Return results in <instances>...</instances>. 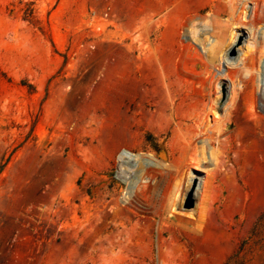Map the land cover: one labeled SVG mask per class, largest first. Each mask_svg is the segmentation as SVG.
<instances>
[{
  "label": "rangeland",
  "instance_id": "374dc122",
  "mask_svg": "<svg viewBox=\"0 0 264 264\" xmlns=\"http://www.w3.org/2000/svg\"><path fill=\"white\" fill-rule=\"evenodd\" d=\"M263 62L264 0H0V264H264Z\"/></svg>",
  "mask_w": 264,
  "mask_h": 264
},
{
  "label": "bare ground",
  "instance_id": "6f19581e",
  "mask_svg": "<svg viewBox=\"0 0 264 264\" xmlns=\"http://www.w3.org/2000/svg\"><path fill=\"white\" fill-rule=\"evenodd\" d=\"M234 9V8H233ZM227 45V44H226ZM222 45H220V47H221ZM219 47V48H220ZM213 50V49H212ZM211 50V51H212ZM215 51L217 52V50L215 49ZM250 51V50H249ZM252 51V50H251ZM213 52H214V50H213ZM252 53V52H251ZM216 55H218V54H216ZM212 56V55H211ZM213 57V56H212ZM222 59V58H221ZM263 60V59H262ZM221 61V60H220ZM225 62H226V64L228 63V65L231 67V71L232 72H235V73H237V60H235V59H228V58H225ZM213 64H214V61H213ZM207 69V68H206ZM205 69V70H206ZM242 69V68H241ZM241 69H240V71H241ZM259 70H260V74L261 75H263V77H262V79H261V81H260V85H259V83H257L256 84V79L254 78L253 79V81H252V89L251 88H249V89H251V91H250V93H249V98H250V100L252 101V104L251 105H254L255 104V102H257V101H259L260 102V104L262 105V111H264V62L261 64L260 63V65H259ZM206 73V72H205ZM231 74V73H230ZM226 75V74H225ZM245 75H246V72H245ZM251 75L252 74H250V75H246L245 76V79L247 80V82L250 80V78H251ZM205 76V75H204ZM229 76V75H228ZM235 76H237L238 77V75H235ZM213 78V77H212ZM219 79V78H218ZM252 79V78H251ZM174 80H176V79H174ZM230 80H231V83H232V86H233V88H232V96H231V99L229 98V100H230V103L227 105V107H226V109H225V115H224V119H225V121H229L231 118H233V117H235V116H238V114L240 113L239 112V110H240V108H239V100H240V90L241 89H239V84H238V82H237V78L235 77V78H230ZM210 81H211V79H210ZM216 81V80H215ZM219 81V80H218ZM217 81V82H218ZM172 82V81H171ZM171 82H170V84H171ZM177 82V81H176ZM214 82V81H213ZM250 82V81H249ZM174 83V82H173ZM191 83V82H190ZM211 83H212V81H211ZM217 84V83H216ZM218 84H220V83H218ZM173 85V84H172ZM172 85L170 86V88L172 87ZM183 85V84H182ZM214 85H215V83H214ZM243 85H241V87H242ZM185 87V86H184ZM184 87H183V89H184ZM214 87V86H213ZM215 88V87H214ZM176 90V89H175ZM180 89H178V91H179ZM185 90V89H184ZM171 91H173V90H171ZM177 91V92H178ZM184 92V91H183ZM182 92V93H183ZM214 92V91H213ZM216 92H218V91H216ZM215 92V93H216ZM176 93V92H175ZM185 93V92H184ZM191 93V92H190ZM170 94H172V93H170ZM177 94V93H176ZM187 94V93H186ZM186 94H185V96H186ZM164 95V94H163ZM180 95V94H179ZM190 95V94H189ZM188 95V96H189ZM174 96V95H173ZM188 96H187V98H188ZM212 96H213V94H212V91H211V89H209L208 90V92H206L204 95H203V98H204V100H208V103H210V102H212L213 104L211 105V107H215L214 106V101L212 100ZM194 97V96H193ZM219 97V96H218ZM229 97H230V95H229ZM245 97V96H244ZM175 98H176V95H175ZM181 98V97H180ZM217 98V97H216ZM189 99H191V98H189ZM214 99V98H213ZM167 100H168V98H167ZM170 100H172L171 98H170ZM216 100V99H215ZM218 100V99H217ZM249 100V101H250ZM165 101H166V99H165ZM184 101V100H183ZM250 101V102H251ZM185 102V101H184ZM190 102H192V101H190ZM218 102V101H217ZM226 102V101H225ZM228 102V101H227ZM173 103V102H172ZM178 103V102H177ZM164 104H166V103H164ZM163 104V106H166V105H164ZM186 104H188V102L186 103ZM185 104V105H186ZM217 104V103H216ZM168 105H170V104H168ZM174 104H172V106H173ZM192 105V104H191ZM209 105V106H210ZM151 106V105H150ZM179 106H181V105H179ZM208 106V107H209ZM216 106H218V105H216ZM158 107V106H157ZM170 107V106H169ZM185 107V106H184ZM189 106H187V108H188ZM207 107V108H208ZM253 107V106H252ZM161 108V107H160ZM179 108H181V107H179ZM194 108V107H193ZM163 109H165V108H163ZM191 109V108H190ZM218 109V108H217ZM251 109H253V108H251ZM162 110V109H161ZM168 110V109H167ZM166 110V111H167ZM180 110H183V108H181ZM186 110V109H185ZM189 110V109H188ZM208 110V109H207ZM165 111V112H166ZM205 111V110H204ZM203 111V112H204ZM184 112V111H183ZM187 112V111H186ZM185 112V113H186ZM206 112V111H205ZM169 114V113H168ZM170 114H171V111H170ZM178 114V113H177ZM176 114V115H177ZM180 114V113H179ZM207 114L209 115V112L207 111ZM181 115V114H180ZM186 115V114H185ZM201 115V114H200ZM203 115V114H202ZM182 116H184L183 114H182ZM196 116L198 117V118H200V116L199 115H197L196 114ZM204 116V115H203ZM194 117V116H193ZM221 117V116H220ZM173 118L174 117H172V120H173ZM176 118V117H175ZM204 118H206V117H204ZM207 118H208V116H207ZM183 120L184 119H186V117H184V118H182ZM192 120V119H191ZM195 120V119H194ZM193 120V121H194ZM202 120H203V117H202ZM201 120V121H202ZM215 120V119H214ZM217 120V119H216ZM216 120H215V122H216ZM220 121H222V119L220 120ZM224 121V122H225ZM200 121H198V123H199ZM205 122H206V119H205ZM196 123V122H195ZM197 123V124H198ZM201 123V122H200ZM199 123V124H200ZM230 123V122H229ZM231 124V123H230ZM214 125V124H213ZM215 125H217V124H215ZM214 125V126H215ZM225 125V124H224ZM227 125V124H226ZM206 126H209V125H206ZM206 126H205V128H206ZM214 126H212V127H214ZM228 126H230V125H228ZM211 127V126H210ZM193 128H195V127H193ZM198 128V127H197ZM196 128V129H197ZM195 129V130H196ZM199 129H200V127H199ZM192 130H194V129H192ZM209 130H210V128H209ZM208 130V131H209ZM212 130V129H211ZM213 130H215L214 131V133L213 134H218V133H221V132H223V128H221V126H219V124H218V126L217 127H215V129L213 128ZM227 130V129H226ZM188 131V130H187ZM191 131V129L189 130V132ZM199 130L197 129V132H198ZM205 131H206V129H204V131H203V134H201L200 132L199 133H197L194 137H195V139H197V138H201V137H204V135L206 136V137H204V140L203 141H206V140H208L209 142H210V140H214V137L212 136V135H209V134H206L205 133ZM189 132H188V134H186V135H191V134H189ZM190 132V133H191ZM182 133V132H181ZM209 133V132H208ZM184 133H182L181 134V136L183 135ZM210 134H211V132H210ZM178 136H180L179 134H178ZM180 136V137H181ZM193 136V135H192ZM179 137V139H180V141L182 140L183 141V139H181ZM186 137H189V136H186ZM218 136H216V138H217ZM190 138V137H189ZM186 139V138H185ZM191 139V138H190ZM189 139V140H190ZM189 140L187 141V140H185L186 142H189ZM212 140V141H213ZM217 140V139H216ZM190 141H192V139L190 140ZM196 141V140H195ZM194 142V141H193ZM198 142V141H197ZM197 142L195 143V144H197ZM214 142V141H213ZM184 144H185V142H183ZM179 144H181V142H179ZM191 144V143H190ZM186 145V144H185ZM184 145V146H185ZM187 145H189V144H187ZM182 146H183V144H182ZM195 146V145H194ZM201 146H202V144H201ZM205 146V145H204ZM186 147V146H185ZM188 147V146H187ZM192 147V146H191ZM203 147V146H202ZM195 148H196V146H195ZM186 149V148H185ZM193 149H194V147H193ZM203 149H205V148H202V150H201V152L203 153ZM210 149V148H209ZM189 150V149H188ZM187 150V151H188ZM197 150V149H196ZM192 151V150H191ZM195 153H196V151H195ZM198 153V152H197ZM197 153H196V156L198 157V155H197ZM201 153V154H202ZM205 153V152H204ZM207 153H209V151H207ZM213 153V152H212ZM121 154H123V153H121ZM194 154V153H193ZM209 155H211V154H209ZM124 156V155H123ZM212 157L214 156L213 154L211 155ZM194 157V156H193ZM200 157H202V159H203V154L202 155H200ZM199 158V157H198ZM194 159V158H193ZM201 159V160H202ZM196 160V159H195ZM198 160V159H197ZM200 160V159H199ZM204 160V159H203ZM206 160V159H205ZM204 160V161H205ZM197 162H199V161H197ZM196 162V163H197ZM191 179H189L188 178V182H187V184H191ZM191 187V186H190ZM184 189V188H183ZM183 191V190H182ZM187 191L188 190H186V193H187ZM186 193H184V194H186ZM180 197V196H179Z\"/></svg>",
  "mask_w": 264,
  "mask_h": 264
},
{
  "label": "trees",
  "instance_id": "16d2710c",
  "mask_svg": "<svg viewBox=\"0 0 264 264\" xmlns=\"http://www.w3.org/2000/svg\"><path fill=\"white\" fill-rule=\"evenodd\" d=\"M23 15L24 18L28 21L33 19V9L31 8V4H26V8L24 9ZM3 76V74H0V80L1 78H5Z\"/></svg>",
  "mask_w": 264,
  "mask_h": 264
},
{
  "label": "water",
  "instance_id": "95a60500",
  "mask_svg": "<svg viewBox=\"0 0 264 264\" xmlns=\"http://www.w3.org/2000/svg\"><path fill=\"white\" fill-rule=\"evenodd\" d=\"M192 191L193 189H191L186 196L185 203H184L185 209H189L192 207Z\"/></svg>",
  "mask_w": 264,
  "mask_h": 264
}]
</instances>
